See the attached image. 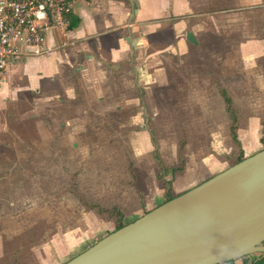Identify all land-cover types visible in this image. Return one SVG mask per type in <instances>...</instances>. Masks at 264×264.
Wrapping results in <instances>:
<instances>
[{
	"label": "rangeland",
	"instance_id": "1",
	"mask_svg": "<svg viewBox=\"0 0 264 264\" xmlns=\"http://www.w3.org/2000/svg\"><path fill=\"white\" fill-rule=\"evenodd\" d=\"M246 16L250 29L224 27L221 34L263 38L262 13ZM221 19L215 22L222 25ZM205 48L197 67H190L191 78L171 59L167 82L149 86L138 85L127 67L98 69L94 76L81 74L77 65L65 67L61 84L37 95L26 80L16 83L21 72L10 69L9 80L0 75L6 86L16 83L0 108V181L7 185L4 193L0 188V264H47L65 253L70 258L69 243H95L111 233L116 221L104 211L118 207L124 213L130 200L141 191L149 196L156 183L151 134L167 168L179 164L182 144L186 166L211 155L232 164L242 150L231 140L218 87L233 99L242 153L258 152L253 143L264 124V58L244 72L233 50L215 51L213 60ZM198 167L185 177L193 184L203 180Z\"/></svg>",
	"mask_w": 264,
	"mask_h": 264
},
{
	"label": "crops",
	"instance_id": "2",
	"mask_svg": "<svg viewBox=\"0 0 264 264\" xmlns=\"http://www.w3.org/2000/svg\"><path fill=\"white\" fill-rule=\"evenodd\" d=\"M250 1L70 0L72 11L68 17L67 29L61 31L53 28L47 33L46 46L51 52L41 57L22 58L17 64L0 72V75L8 76L9 80L10 69L21 72L22 78L16 83L26 80L29 89L37 95L44 91L52 92L53 88H57L61 84L59 78L65 67L72 68L77 65L76 70L81 74L89 71V75L93 76L98 69L99 73H102L101 69L114 73L120 68L127 67L129 70L127 75H133L138 80V85L143 83L149 86L167 82L166 60L171 59L179 62V68H185L184 75L191 78L194 68L191 70L190 67H197L199 54L203 47L208 45L209 49L206 47L205 50L206 52L209 50L210 59L213 60L215 57L212 54L216 53L215 51L229 53L233 50L238 55L242 70L246 72V69L255 65L256 60L264 58V37L246 39L243 35L241 37L225 35L221 34L220 28L250 29L249 22L246 23V11L262 13L264 28V0H253L256 2L254 4ZM216 16L222 18V25L215 22ZM235 22H238V25L235 26ZM188 32L194 35L196 44L186 39ZM4 82L5 79L2 81L0 79V108H4V103L16 90L14 86L16 83L12 85L14 88L11 90L12 86L7 83L6 86ZM17 88H20L18 84ZM218 91L224 107L226 105L222 92L231 99L234 107L233 99L227 90L218 87ZM260 138L261 135L257 134V142L253 143L258 145L257 151L262 147ZM233 150L231 149L232 152ZM241 150H244L243 147ZM243 155L248 157L253 154ZM195 166H200L198 169L201 172L198 175L201 174L202 183L230 165L227 160L221 162L211 155ZM195 166L192 168L185 166L182 174L175 178L172 183L174 195L177 196L200 184L199 182L193 184V180L185 179ZM156 174L154 178L156 183L149 185V196L141 191V197L136 195L135 200H130L126 207L127 211L123 213L125 223L133 222L166 201L163 184L156 178ZM183 179L188 182L185 181L186 185H179ZM6 186V182L0 181L3 193ZM93 244L89 238H84L79 243L71 242L68 245V251L72 254L70 258L67 257L69 253H65L58 260H49L47 264H64Z\"/></svg>",
	"mask_w": 264,
	"mask_h": 264
},
{
	"label": "water",
	"instance_id": "3",
	"mask_svg": "<svg viewBox=\"0 0 264 264\" xmlns=\"http://www.w3.org/2000/svg\"><path fill=\"white\" fill-rule=\"evenodd\" d=\"M186 39L196 44L194 35ZM264 253V149L104 236L64 264H223Z\"/></svg>",
	"mask_w": 264,
	"mask_h": 264
},
{
	"label": "built area",
	"instance_id": "4",
	"mask_svg": "<svg viewBox=\"0 0 264 264\" xmlns=\"http://www.w3.org/2000/svg\"><path fill=\"white\" fill-rule=\"evenodd\" d=\"M71 11L70 0H0V72L49 54L48 31H65Z\"/></svg>",
	"mask_w": 264,
	"mask_h": 264
},
{
	"label": "trees",
	"instance_id": "5",
	"mask_svg": "<svg viewBox=\"0 0 264 264\" xmlns=\"http://www.w3.org/2000/svg\"><path fill=\"white\" fill-rule=\"evenodd\" d=\"M222 96L224 98V102L226 105L225 106L226 112L228 113L229 118L231 120V125L229 128L231 140L234 143V145L236 147H238L239 150H241L240 149L241 148L240 143H239V140L237 138V133H236V131H237V113H236V110L232 106L231 99L226 95L225 92H222ZM151 139H152V143L155 146L153 157H154V160L158 166V172L156 174V178L162 182L164 190H165L166 201H169V200L176 197V195H174V193L172 191V183L177 176L182 174V172L184 171L185 166H186L185 158L183 156L184 144H182L180 147L181 153H180V157H179V164L177 166L167 168L164 166L163 161L161 160V158L159 156V153L157 150V145L155 144L153 134H151ZM259 142L262 146L261 150H263L264 149V124H263L262 134H261V138H260ZM244 158H245V156L243 155L242 151H240L239 154L237 155V157L234 159V162L232 164H230V166L240 162ZM104 212L107 214V216L109 218H115L116 225H115V228L113 231H116V230L122 228L123 226H125L127 224L124 222L123 211L120 208L112 207L111 209H107ZM262 254H263V256L260 259L253 261L251 264H264V253H262ZM241 259L242 258L236 259V260H233V261H230L227 263H223V264H234L235 261L237 262Z\"/></svg>",
	"mask_w": 264,
	"mask_h": 264
}]
</instances>
